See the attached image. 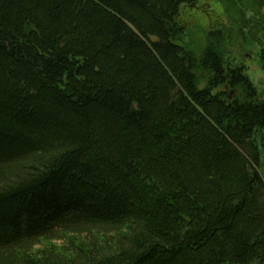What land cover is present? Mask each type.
Wrapping results in <instances>:
<instances>
[{
    "label": "trees",
    "instance_id": "16d2710c",
    "mask_svg": "<svg viewBox=\"0 0 264 264\" xmlns=\"http://www.w3.org/2000/svg\"><path fill=\"white\" fill-rule=\"evenodd\" d=\"M197 1L0 0V264H264V0Z\"/></svg>",
    "mask_w": 264,
    "mask_h": 264
},
{
    "label": "rangeland",
    "instance_id": "374dc122",
    "mask_svg": "<svg viewBox=\"0 0 264 264\" xmlns=\"http://www.w3.org/2000/svg\"><path fill=\"white\" fill-rule=\"evenodd\" d=\"M181 20L187 28L184 43L186 45L191 44L194 48L200 46L199 42H204L207 30L218 27L220 23H227V17L222 6L217 4L215 0H198L194 4L184 6ZM258 38L261 42L264 41V33H259ZM242 45V39L236 40L233 54L245 64L252 81L264 92V60L260 55L261 47L255 45L244 50Z\"/></svg>",
    "mask_w": 264,
    "mask_h": 264
}]
</instances>
